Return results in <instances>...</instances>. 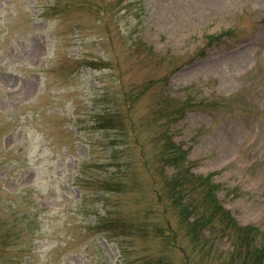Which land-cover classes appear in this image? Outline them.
<instances>
[{
	"label": "rangeland",
	"instance_id": "374dc122",
	"mask_svg": "<svg viewBox=\"0 0 264 264\" xmlns=\"http://www.w3.org/2000/svg\"><path fill=\"white\" fill-rule=\"evenodd\" d=\"M137 41L182 58L163 91L190 103L174 141L195 173L214 174L234 217L264 232V0H0V219L27 208L42 221L14 250L0 241V264H117L118 245L88 232L93 200L79 205L93 198L91 175L84 190L75 183L84 160L104 174L97 165L123 140L98 129L97 114L125 110L126 93L164 68L137 58ZM216 246L233 251L228 238ZM166 255L183 262L177 250Z\"/></svg>",
	"mask_w": 264,
	"mask_h": 264
},
{
	"label": "trees",
	"instance_id": "16d2710c",
	"mask_svg": "<svg viewBox=\"0 0 264 264\" xmlns=\"http://www.w3.org/2000/svg\"><path fill=\"white\" fill-rule=\"evenodd\" d=\"M222 38L208 36V44ZM133 49L137 58L145 55L164 68L157 71L160 76L147 78L134 86L135 92L126 93L125 110L110 107L97 114V128L116 131L123 140L111 144L106 165H97L105 168L104 174L91 173L96 169L91 161L84 160L78 167L75 184L84 190L86 176L91 175L88 182L94 187L93 198L84 194L79 200L82 208L93 200L94 218L88 232L118 245L117 264H175L166 255L171 250L181 253L182 264H264V232L254 225H242L234 217L219 198L220 185L214 174L195 173L188 150L174 141L173 125L186 114L190 103L170 99L163 91L180 69L182 58L158 55L142 41ZM144 97H148L145 115L135 119L138 105L134 103ZM117 146L124 150L117 151ZM110 167L114 169L109 171ZM97 203L101 207L96 210ZM7 207L13 209L12 204ZM69 213L67 207L65 214ZM40 216H32L25 208L10 221L1 218L0 230L5 229V236L0 241L10 251L23 236L29 241L42 226ZM216 238H228L233 251H221ZM138 243L153 245L155 251L137 257ZM158 247L163 250H156Z\"/></svg>",
	"mask_w": 264,
	"mask_h": 264
}]
</instances>
